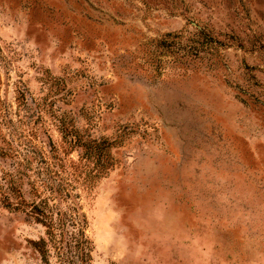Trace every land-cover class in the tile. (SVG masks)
<instances>
[{
	"label": "rangeland",
	"instance_id": "1",
	"mask_svg": "<svg viewBox=\"0 0 264 264\" xmlns=\"http://www.w3.org/2000/svg\"><path fill=\"white\" fill-rule=\"evenodd\" d=\"M0 264H264V0H0Z\"/></svg>",
	"mask_w": 264,
	"mask_h": 264
},
{
	"label": "trees",
	"instance_id": "2",
	"mask_svg": "<svg viewBox=\"0 0 264 264\" xmlns=\"http://www.w3.org/2000/svg\"><path fill=\"white\" fill-rule=\"evenodd\" d=\"M38 246H40L41 248V252H43V257L45 258L46 261H48V258H47V250L44 249L43 245H45L44 241L40 242V243H37Z\"/></svg>",
	"mask_w": 264,
	"mask_h": 264
}]
</instances>
